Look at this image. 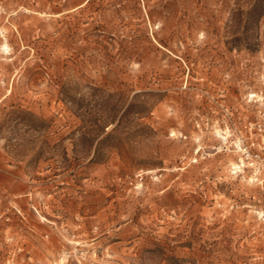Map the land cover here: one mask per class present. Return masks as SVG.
<instances>
[{
	"label": "rangeland",
	"instance_id": "obj_1",
	"mask_svg": "<svg viewBox=\"0 0 264 264\" xmlns=\"http://www.w3.org/2000/svg\"><path fill=\"white\" fill-rule=\"evenodd\" d=\"M0 264H264V0H0Z\"/></svg>",
	"mask_w": 264,
	"mask_h": 264
},
{
	"label": "trees",
	"instance_id": "obj_2",
	"mask_svg": "<svg viewBox=\"0 0 264 264\" xmlns=\"http://www.w3.org/2000/svg\"><path fill=\"white\" fill-rule=\"evenodd\" d=\"M30 115V114H29Z\"/></svg>",
	"mask_w": 264,
	"mask_h": 264
}]
</instances>
